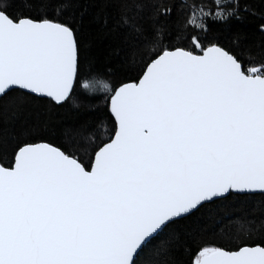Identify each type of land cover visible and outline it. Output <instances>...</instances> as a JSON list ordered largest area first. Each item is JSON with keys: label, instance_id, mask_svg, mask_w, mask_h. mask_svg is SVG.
<instances>
[{"label": "snow or ice", "instance_id": "snow-or-ice-1", "mask_svg": "<svg viewBox=\"0 0 264 264\" xmlns=\"http://www.w3.org/2000/svg\"><path fill=\"white\" fill-rule=\"evenodd\" d=\"M246 14L0 0V264H264V13L217 31Z\"/></svg>", "mask_w": 264, "mask_h": 264}, {"label": "trees", "instance_id": "trees-1", "mask_svg": "<svg viewBox=\"0 0 264 264\" xmlns=\"http://www.w3.org/2000/svg\"><path fill=\"white\" fill-rule=\"evenodd\" d=\"M248 3L251 6V13L254 14H246V19L243 21V24H234L231 29L224 26H218L217 31L219 34L230 38L239 30L243 35H246L250 39L259 38L257 28L261 22V14L264 13V0H248ZM79 98L80 102L84 105L95 103V101L88 98L86 94ZM108 126H111L110 122Z\"/></svg>", "mask_w": 264, "mask_h": 264}]
</instances>
